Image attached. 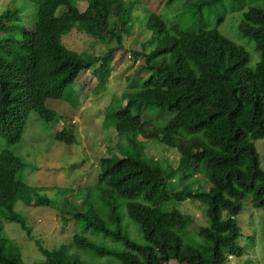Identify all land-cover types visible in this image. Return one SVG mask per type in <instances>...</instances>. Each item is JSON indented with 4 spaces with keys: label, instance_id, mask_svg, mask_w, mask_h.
<instances>
[{
    "label": "trees",
    "instance_id": "trees-1",
    "mask_svg": "<svg viewBox=\"0 0 264 264\" xmlns=\"http://www.w3.org/2000/svg\"><path fill=\"white\" fill-rule=\"evenodd\" d=\"M219 1L184 0L182 21L175 23L148 10L144 0H40L31 39L20 23L21 9L0 16V29L12 32L0 38V136L10 143L22 139L31 112L53 122L58 113L46 102L63 99L98 59L87 62L61 43L76 24L102 43H117L104 60L132 36L136 17H143L142 28L151 33L141 50L130 54L138 65L129 81L133 92L107 116L121 157L101 159L96 185L82 191L84 199L70 218L62 217L84 230L51 250L40 246L44 260L33 264H91L80 253L104 259L100 264H229L245 255L237 220L244 201L250 198L254 208L264 210V169L256 148L264 140V9L250 6L230 37L203 16ZM79 2L88 3L85 11ZM250 48L260 57L255 66ZM140 136L160 139L187 158L181 185L174 187L178 172H163L142 156ZM55 138L75 140L68 129ZM24 167L13 152H0V221L27 229L16 209L32 191L18 179ZM199 175L209 182L200 183ZM192 200L206 206V223L197 225L196 233L193 216L166 208ZM35 205L50 201L38 199ZM127 218L139 227L143 243L132 237ZM2 243L0 233V264H23L8 257Z\"/></svg>",
    "mask_w": 264,
    "mask_h": 264
},
{
    "label": "rangeland",
    "instance_id": "rangeland-1",
    "mask_svg": "<svg viewBox=\"0 0 264 264\" xmlns=\"http://www.w3.org/2000/svg\"><path fill=\"white\" fill-rule=\"evenodd\" d=\"M38 1L40 0H0V16L6 11L21 9L20 23L27 29L25 37L31 39L35 26L32 19L36 16ZM144 1L148 10L161 15L164 19L173 20L171 22L175 23L182 21L180 14L184 0H174L171 4L168 0ZM224 2L225 0L219 1L218 8L205 12L203 16L208 17L212 28L219 27L222 33L230 37L233 36L237 20L241 19L250 6L264 9V0H227L223 9ZM85 6L87 8V2L79 3L81 10ZM58 12L59 15L62 10ZM141 19L138 17L134 19L132 36L126 37L122 48L108 60H104L106 54L117 48V43L115 41L109 44L102 43L80 24H76L62 36L61 43L87 62L94 58L98 59L90 69L81 71L74 84L66 89L63 99H49L46 102V108L58 113L54 122L48 123L38 113L32 112L24 136L19 142L10 143L0 136V152L10 150L22 159L25 167L18 174V179L32 187L31 197L27 195L26 202L21 200L17 202V211L25 220L30 234L18 223L0 221V233L4 238L3 251L8 257L21 260L23 264L42 261L44 255L39 249L40 246L51 250L67 243L74 234L84 230L81 224H75L74 221L63 222L62 217L70 218L79 207L80 199H84L82 191L96 185L101 170V159L121 157L119 140L107 116L125 104V102L119 104L124 94L133 92L128 89L129 81L138 65L128 57L131 52L141 50V43H145L151 36L146 28H142ZM8 33L12 32L1 28L0 38ZM238 42L242 43L241 40ZM249 51L253 56L252 65L255 66L260 57L252 48ZM144 80L142 79V82ZM172 117L173 114L168 113L167 122ZM133 120L137 124L142 121L140 118ZM154 120L156 123H164L163 118ZM62 129L74 133L75 140L72 144L56 140V132ZM139 139L142 156L147 160H154L153 163L163 172H178L174 187L181 185L182 175L188 172L187 169L181 170L187 163V158L160 139H145L142 136ZM256 148L261 167L264 169V140L258 141ZM205 168L207 167L204 166L202 170ZM198 180L204 184L209 182L203 175H199ZM38 199H48L50 205L36 206L35 202ZM166 208L168 210L177 208L182 213L193 216L195 233L197 225L206 223L203 213L206 206L201 202L192 200L178 205L170 204ZM237 220L241 231L239 242L245 249V255L230 260L229 264H264V210L254 208L251 199L248 198L244 201V208ZM125 224L132 229V237L143 243L139 227L128 218ZM193 239L196 243L201 241L197 235H194ZM80 254H84L82 256L91 264H100L104 261L88 253ZM169 264L181 263L171 261Z\"/></svg>",
    "mask_w": 264,
    "mask_h": 264
},
{
    "label": "clouds",
    "instance_id": "clouds-1",
    "mask_svg": "<svg viewBox=\"0 0 264 264\" xmlns=\"http://www.w3.org/2000/svg\"><path fill=\"white\" fill-rule=\"evenodd\" d=\"M79 3H80V2H79ZM79 3H78V6H79ZM84 5H85V4H84ZM79 9H80V8H79ZM80 10H81V9H80ZM85 10H86V6H85V8H84L83 10H81V11H85ZM58 13H60V12H58ZM3 37H4V36H3ZM1 38H2V37H1ZM130 54H131V53H130ZM128 58L131 59L132 62H133V58H131V55H129ZM31 113H32V112H31ZM57 117H58V116H57ZM57 117H56V118H57ZM56 118H55V119H56ZM55 119L53 120V122L55 121ZM51 123H52V122H51ZM27 125H28V124H27ZM62 130H63V129H62ZM25 131H26V130H25ZM24 133H25V132H24ZM23 136H24V134H23ZM23 136H22V137H23ZM9 151H10V150H9ZM14 154H15V153H14ZM17 156H18V155H17ZM16 209H17V208H16Z\"/></svg>",
    "mask_w": 264,
    "mask_h": 264
}]
</instances>
